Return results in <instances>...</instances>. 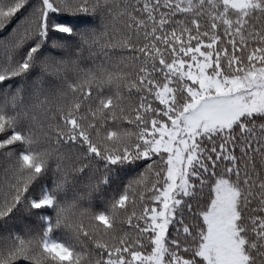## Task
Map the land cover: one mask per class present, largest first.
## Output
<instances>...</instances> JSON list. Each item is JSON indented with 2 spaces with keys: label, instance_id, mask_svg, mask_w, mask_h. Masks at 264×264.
I'll return each mask as SVG.
<instances>
[{
  "label": "snow or ice",
  "instance_id": "obj_1",
  "mask_svg": "<svg viewBox=\"0 0 264 264\" xmlns=\"http://www.w3.org/2000/svg\"><path fill=\"white\" fill-rule=\"evenodd\" d=\"M0 264H264V0H0Z\"/></svg>",
  "mask_w": 264,
  "mask_h": 264
}]
</instances>
